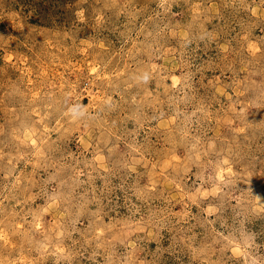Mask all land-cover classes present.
Segmentation results:
<instances>
[{"label":"rangeland","instance_id":"obj_1","mask_svg":"<svg viewBox=\"0 0 264 264\" xmlns=\"http://www.w3.org/2000/svg\"><path fill=\"white\" fill-rule=\"evenodd\" d=\"M0 264H264V0H0Z\"/></svg>","mask_w":264,"mask_h":264}]
</instances>
